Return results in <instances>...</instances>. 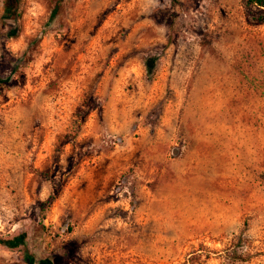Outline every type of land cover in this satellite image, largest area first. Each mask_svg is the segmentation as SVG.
<instances>
[{
	"label": "rangeland",
	"instance_id": "374dc122",
	"mask_svg": "<svg viewBox=\"0 0 264 264\" xmlns=\"http://www.w3.org/2000/svg\"><path fill=\"white\" fill-rule=\"evenodd\" d=\"M5 1L0 238L25 239L0 264H264L244 0Z\"/></svg>",
	"mask_w": 264,
	"mask_h": 264
},
{
	"label": "trees",
	"instance_id": "16d2710c",
	"mask_svg": "<svg viewBox=\"0 0 264 264\" xmlns=\"http://www.w3.org/2000/svg\"><path fill=\"white\" fill-rule=\"evenodd\" d=\"M17 0H7L3 5V15L4 18H7L13 13H15L17 9ZM244 6L246 9H249L251 13L252 20L257 22L258 24L264 22V0H244ZM259 13V16L256 13ZM147 69H150L151 66L146 64ZM25 239V233L20 232L10 238L1 239L0 238V246H3L9 250H16L23 245V240ZM27 264H31V260L29 258H25Z\"/></svg>",
	"mask_w": 264,
	"mask_h": 264
},
{
	"label": "water",
	"instance_id": "95a60500",
	"mask_svg": "<svg viewBox=\"0 0 264 264\" xmlns=\"http://www.w3.org/2000/svg\"><path fill=\"white\" fill-rule=\"evenodd\" d=\"M177 154V150L175 148L171 149V155L175 156Z\"/></svg>",
	"mask_w": 264,
	"mask_h": 264
}]
</instances>
